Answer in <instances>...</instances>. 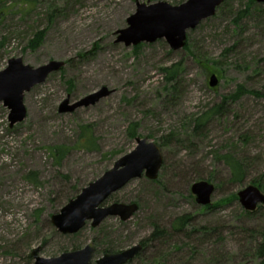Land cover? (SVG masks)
<instances>
[{"label":"rangeland","instance_id":"1","mask_svg":"<svg viewBox=\"0 0 264 264\" xmlns=\"http://www.w3.org/2000/svg\"><path fill=\"white\" fill-rule=\"evenodd\" d=\"M136 2L0 0V72L13 58L33 68L65 64L25 95L27 117L13 129L10 111L0 104V264H35L34 250L50 259L89 244H94L96 264L141 244L155 225L167 228L183 215L193 216L194 227L169 244L179 247L164 252L170 255L166 264H210L217 256H225L228 264H261L254 249L264 240V209L244 215L237 194L253 181L264 182V4L226 0L229 7L222 4L214 17L188 31L187 48L173 51L165 40L130 47L117 43ZM39 32L43 42L30 49ZM178 63L183 68L175 91L164 69ZM213 74L219 81L215 88L209 84ZM239 86L249 94L223 103ZM104 87L114 93L74 113H59L68 98L74 104ZM218 106L220 113L198 128L197 120ZM134 124L138 138L162 150L159 177L130 181L104 206L134 203L137 213L127 221L109 217L98 227L88 222L74 235L58 232L51 218L136 148L138 138L128 134ZM84 125H92L100 151L72 149L57 166L50 148L75 146ZM226 154L245 162L244 185L231 181ZM31 173L38 174V183L26 178ZM199 181L216 187L210 210L191 192ZM196 226L219 228L222 238L202 248L195 242L202 246L203 235L192 233ZM159 245L147 246L132 264H152Z\"/></svg>","mask_w":264,"mask_h":264},{"label":"water","instance_id":"2","mask_svg":"<svg viewBox=\"0 0 264 264\" xmlns=\"http://www.w3.org/2000/svg\"><path fill=\"white\" fill-rule=\"evenodd\" d=\"M226 0H188L180 6H172L165 2L151 3V0L137 1V11L128 18V28L118 32L117 43L127 47L143 43L152 44L165 40L173 51L183 50L187 45V33L200 26L202 22L214 17L218 8ZM264 4V0H255ZM65 64L50 62L39 68L24 64L22 58H13L8 67L0 72V104L9 113V127L13 129L27 117L25 95L34 87L44 83L54 72ZM219 81L215 74L211 76L210 87L215 88ZM114 93L108 87L71 104L70 98L59 107V113H74L77 109L90 107ZM136 148L121 157L114 167L103 176L84 188L82 192L66 205L58 215L51 218L53 226L64 235L80 232L88 222L98 227L109 217H118L122 221L131 219L137 213V204L113 203L104 206L119 190L130 181L140 179L144 175L152 181L159 177L164 159L161 148L147 138H138ZM216 191L214 184L199 181L193 184L192 194L201 207L212 204ZM238 201L246 212L254 213L258 207L264 208V192L255 185H248L238 192ZM143 250L137 244L117 254H107L96 264H128ZM40 250L31 254L35 264H92L95 248L89 244L82 250L63 253L59 257L44 259Z\"/></svg>","mask_w":264,"mask_h":264},{"label":"trees","instance_id":"3","mask_svg":"<svg viewBox=\"0 0 264 264\" xmlns=\"http://www.w3.org/2000/svg\"><path fill=\"white\" fill-rule=\"evenodd\" d=\"M135 1H138V0H135ZM248 4H249V7L252 5L257 6L255 0H248ZM223 5L225 7H229V5L226 4V2ZM225 7H222L220 9L224 10ZM43 40H44V33L39 32L35 35L34 39L30 41L28 47L30 49H36L41 45ZM187 47H188V45L186 46V48ZM182 68H183V64L178 63V64H175L171 67L164 69L167 82L169 85H171L170 88H172L175 91H178V88H179V82H178L179 80L178 79L180 77V73H181ZM246 94H249V91H247L243 86H239L236 94L232 95V96L225 97L223 99V103H226L227 101H235L236 102ZM253 94H256L258 96V93L253 92ZM221 109H222V106H218V108H216L215 111H213L211 113H206L203 116H201L197 120V123H196L197 127L198 128L205 127V125L209 122L211 115L214 112L220 113ZM80 129H81V131H80L81 133L79 135V138H78L75 146H73L71 148H69L67 146H54V147L50 148L51 156L54 159V162H56L57 166L61 165L64 158L72 151V149H77V150L86 151V152H99L100 151L98 138L94 134V130H93L92 125H84V126H81ZM128 134H129V138H131L132 140H136L138 138L137 125L136 124H134L130 127ZM223 160L231 169V181L233 183L240 185V186L244 185L245 179H246V174H247V168H246L245 162L243 160H240L239 158H237L233 154L224 155ZM26 178L35 180V183H38L37 182L38 174H36V173H31L30 176H27ZM251 185L258 186L264 192V182L263 181H260V180L259 181H253V183ZM259 208L264 209L263 207H259ZM204 209L210 210V209H212V207L207 206ZM243 214L247 215V216L254 215V213L246 212L245 210L243 211ZM194 224H195V221H194L192 215H183L181 217L176 218L173 222H171V225L167 228L166 227L164 228V227L159 226V225H155V230L152 233V235L150 236V238L143 240L141 242L143 249H145L149 245L151 246L154 243L155 244L160 243V245H159L160 246V253H159L160 256L157 253L155 255H153L152 259H151V263L152 264H166V260H167L166 258H168L170 255L168 257H165L164 252L169 251V250L172 251V249L176 250L179 247L178 245H176L175 247H172V246L168 247L169 244L171 242H173V240L176 241L175 238L178 237L179 234L186 233L187 230L191 226H193ZM250 232H252V231H250ZM192 233L196 234L197 236H201V234L203 235L204 241H202L201 243H204V242L205 243L202 244V246H201V244L195 242L198 246H200L202 248H203V245L207 244L206 242H208V240H212L214 237H216V239L222 238V233L220 234L219 228H213L210 226H208V227L207 226H203V227L196 226L195 229L192 231ZM186 238H187V236H186ZM195 249L196 248H193L194 256L197 255L196 254L197 251ZM254 250H255L256 256L261 260V264H264V240H262V242L257 243ZM141 254H139V256L136 259L141 258ZM180 256H178V257L180 258ZM217 258L215 257L212 260V262H210V264L211 263H213V264H228L226 262L227 260H226L225 256L224 257L217 256ZM173 259H176V258H173ZM135 260H133V261H135ZM133 261L129 262V264H132ZM180 261H182L181 258L179 260H177V262H180Z\"/></svg>","mask_w":264,"mask_h":264}]
</instances>
